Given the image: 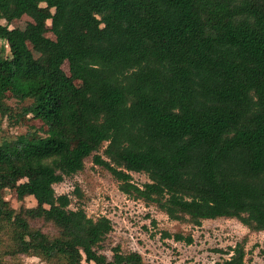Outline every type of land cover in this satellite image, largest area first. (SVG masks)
I'll return each mask as SVG.
<instances>
[{
  "label": "trees",
  "instance_id": "1",
  "mask_svg": "<svg viewBox=\"0 0 264 264\" xmlns=\"http://www.w3.org/2000/svg\"><path fill=\"white\" fill-rule=\"evenodd\" d=\"M40 4L50 17L10 26ZM1 20L0 116L47 131L0 147V264H145L119 247L108 259L112 222L55 192L88 162L170 221L264 231V0H0ZM6 190L37 205L14 209ZM230 251L213 264H246L244 243Z\"/></svg>",
  "mask_w": 264,
  "mask_h": 264
},
{
  "label": "rangeland",
  "instance_id": "2",
  "mask_svg": "<svg viewBox=\"0 0 264 264\" xmlns=\"http://www.w3.org/2000/svg\"><path fill=\"white\" fill-rule=\"evenodd\" d=\"M53 11L45 4H40L36 13L24 16L10 26L24 29L28 23H34L40 14L50 17ZM4 23L3 20L0 21V24ZM43 24L46 37L54 39L49 32L50 20L44 19ZM10 58L7 42L0 40V60L6 63ZM62 68L68 75L66 63ZM8 104L12 107L17 106L13 99L8 100ZM10 124L6 118L0 116V147L8 145L14 148L20 135L34 130H37V135H43L47 131L40 121L29 117L23 119L16 127H11ZM131 176L138 186L148 182L144 174L132 173ZM30 177L19 175V182L27 181ZM76 186L83 195L82 199L73 194ZM54 190L58 195L70 196L72 209L80 205L85 208L89 217L96 219L103 216L112 222L113 230L100 248V252L108 259L112 257L113 249L119 247L123 254L138 253L145 264H213L228 259L232 254L230 249L238 243H244L246 264H264V231L250 232L232 219L203 221L199 227L170 221L154 207L145 206L142 202L123 195L112 176L92 163H86L83 172L65 178L63 182L55 185ZM4 197L14 209L37 205L32 197L17 199L13 190H6ZM178 232L191 234L192 244L186 245L164 237L165 233L172 235ZM23 264L44 263L36 258H24Z\"/></svg>",
  "mask_w": 264,
  "mask_h": 264
}]
</instances>
